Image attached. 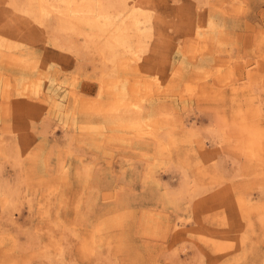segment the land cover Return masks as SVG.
Segmentation results:
<instances>
[{
	"label": "rangeland",
	"instance_id": "obj_1",
	"mask_svg": "<svg viewBox=\"0 0 264 264\" xmlns=\"http://www.w3.org/2000/svg\"><path fill=\"white\" fill-rule=\"evenodd\" d=\"M139 1L0 44V264H264V0Z\"/></svg>",
	"mask_w": 264,
	"mask_h": 264
},
{
	"label": "bare ground",
	"instance_id": "obj_2",
	"mask_svg": "<svg viewBox=\"0 0 264 264\" xmlns=\"http://www.w3.org/2000/svg\"><path fill=\"white\" fill-rule=\"evenodd\" d=\"M143 9L144 7L143 5L140 4L139 0H0V41L2 42L0 44L4 45L5 44L4 42H7L6 44H8L9 38L16 39V40L19 39L20 37L24 35L23 32L27 28H29L30 30H33L35 28V29L44 30V31L50 28L51 32L54 33L53 36H54L55 43H60L57 41L59 40L60 37L62 36L65 37L66 35L75 32L78 26L83 25V26L89 27V29L91 28L95 33H97L96 38L97 37L100 38L101 36L104 37V40H105L104 43L106 47H110V48L125 47L128 44L130 38L132 37L131 34H133L132 31L130 30L131 27L136 29V31H140V30H141L140 32L146 31V29L142 30L141 28L144 24H146L145 21L141 20V17H143V13H142ZM10 14L12 17L10 16ZM123 16H125V21L128 22L129 24L127 25L130 26L129 29L126 30L124 28L123 30H118L115 33H112L111 26H114V21L112 20L113 18L111 17L116 18V17H123ZM16 21L20 22L21 27L18 28L16 25L13 26L12 23ZM28 24L31 25L32 28L27 27ZM16 28L20 32L14 35V33L16 32L14 29ZM32 34L35 35V37L42 35L41 33L37 31H35ZM74 36L76 35L74 34ZM67 39H70V38L66 37V40ZM90 40L91 42L95 41L94 38L93 39L91 38ZM71 41L72 40H70L69 42ZM63 42H66V41L64 40ZM141 45L142 44L139 42L138 43L139 49L141 48ZM90 46L91 44L89 45V47ZM72 47H74V45ZM78 50L79 49H77L76 52H78ZM127 51H130V50H127ZM78 53H76L77 56H79ZM219 65L214 66V68H217ZM218 69H220V67ZM216 72L220 74L219 70ZM210 76L211 75H208L207 77H210ZM218 78L219 77H217V79ZM218 81H217L218 83L217 88L220 86V82ZM72 91H75V90L72 89ZM189 92L192 95V94H195L196 91L195 89L190 88ZM75 101H77V98H75ZM251 113H252L251 118H258L261 116V112L259 108L251 111ZM262 122H263L262 118L257 119L255 125L258 126ZM159 141H161L160 138H159ZM180 186L185 189V192L183 188L180 189V191L178 192H172V191L169 192V198L172 201H175V202L177 201V203H178V200H181V197L186 193L185 187L187 186L185 187L182 185Z\"/></svg>",
	"mask_w": 264,
	"mask_h": 264
}]
</instances>
